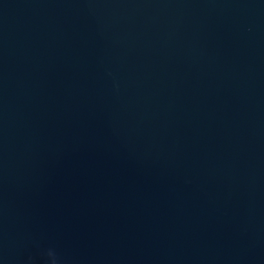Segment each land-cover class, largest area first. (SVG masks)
I'll use <instances>...</instances> for the list:
<instances>
[{"label":"water","instance_id":"1","mask_svg":"<svg viewBox=\"0 0 264 264\" xmlns=\"http://www.w3.org/2000/svg\"><path fill=\"white\" fill-rule=\"evenodd\" d=\"M264 264V0H0V264Z\"/></svg>","mask_w":264,"mask_h":264},{"label":"clouds","instance_id":"2","mask_svg":"<svg viewBox=\"0 0 264 264\" xmlns=\"http://www.w3.org/2000/svg\"><path fill=\"white\" fill-rule=\"evenodd\" d=\"M45 255L48 257L49 264H57L55 253L51 249Z\"/></svg>","mask_w":264,"mask_h":264}]
</instances>
